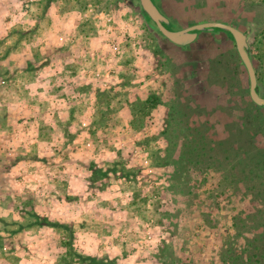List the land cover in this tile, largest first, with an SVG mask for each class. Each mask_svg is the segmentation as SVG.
Here are the masks:
<instances>
[{"label":"rangeland","instance_id":"obj_1","mask_svg":"<svg viewBox=\"0 0 264 264\" xmlns=\"http://www.w3.org/2000/svg\"><path fill=\"white\" fill-rule=\"evenodd\" d=\"M160 5L176 30L246 33L264 98V0ZM241 123L263 146L264 108L226 35L177 48L137 0H0V264H249L232 225L257 197L226 184L227 159L202 162L191 126L226 143Z\"/></svg>","mask_w":264,"mask_h":264},{"label":"trees","instance_id":"obj_2","mask_svg":"<svg viewBox=\"0 0 264 264\" xmlns=\"http://www.w3.org/2000/svg\"><path fill=\"white\" fill-rule=\"evenodd\" d=\"M155 105L156 104H153V106ZM194 111L196 110H193V108H189L186 114L188 115ZM191 126H193L192 131L194 132L197 131L195 133L198 134L197 135L198 138L194 142L195 144L194 149L196 150L198 148V150H201V152L203 153L201 155L202 157H204V159H202V162L207 163L209 161L210 162L213 161L221 164L223 163V160L227 159V161L226 160L225 161L229 163V167L220 166L221 167L220 169L226 170V172L229 173L227 176H230L231 179L228 180V177L224 176V182L228 180L226 181V184L228 186H231L232 189L236 191L238 189V186L242 185L245 188V191L249 195L251 194V196L257 197L254 198V200L257 201L256 204L259 205V208L257 209L255 208L254 212L249 213L246 216H243L242 214L237 216V220H236L237 222L235 221L233 223L232 225L233 229H235L238 234H236L235 237H232L233 242L231 244H233V247H235L237 245V240H239V238L243 239L245 250H243L241 253L247 251V248H251L252 251V254L250 253L251 257L248 260V263L264 264V233L261 232L260 234H258L260 238L255 236V234H252L250 238H244L245 236L244 237L242 236L244 234L240 235L241 232L247 228L246 226L247 223L253 227L254 226L258 227L259 225L264 227V214H263L264 200L261 198L262 195H264V188L263 190H259V188L255 186L253 182L255 180V177L249 176L252 167L251 165L254 164L250 160L256 159L258 161L257 166H259V170H261V167L264 170V165L260 166L261 158L264 159V145L263 146H260V144L257 145L256 139H254L253 135L250 132V129L248 128V126H246L243 123L235 125L234 131L236 133L233 136L234 138H231L232 140L231 141L229 140L226 143L224 140H214L212 138L201 139V137L205 135L204 134L205 132L204 133L198 132L197 129L202 128L203 130V128L205 127L204 124L196 125V126L191 125ZM236 139H240L239 140L241 141L240 144L238 142L237 144H234V141H236ZM222 155H225L228 158H225ZM232 157H236V160H233ZM245 241L247 242L246 244L248 245L245 244ZM226 253L228 254V251H226ZM256 254L260 259L257 257ZM230 259L229 262L231 263ZM235 260L237 262L239 261L238 264H244L243 262H241L242 260L240 257L235 258Z\"/></svg>","mask_w":264,"mask_h":264},{"label":"water","instance_id":"obj_3","mask_svg":"<svg viewBox=\"0 0 264 264\" xmlns=\"http://www.w3.org/2000/svg\"><path fill=\"white\" fill-rule=\"evenodd\" d=\"M143 18L157 29L172 45L185 48L192 45L200 34L223 33L235 45L239 60L246 71L249 83V98L253 104L264 108V98L259 94L257 75L250 57L247 35L237 27L222 22H203L181 30H173L169 19L162 13L154 0H137Z\"/></svg>","mask_w":264,"mask_h":264},{"label":"flooded vegetation","instance_id":"obj_4","mask_svg":"<svg viewBox=\"0 0 264 264\" xmlns=\"http://www.w3.org/2000/svg\"><path fill=\"white\" fill-rule=\"evenodd\" d=\"M155 1V3H156V5L159 7V9L162 11V13L169 19V21H170V23L172 24V27L175 25L174 23H173V21H172V17L165 11L166 9L165 8H162L161 7V5H160V0H154ZM193 26V25H192ZM181 29H184V28H181ZM181 29H178V30H181ZM173 30H176V28L174 29L173 28ZM201 35V34H200ZM199 35V36H200ZM199 38V37H198ZM228 38V37H227ZM229 39V38H228ZM230 40V39H229ZM231 42H233V41H231ZM191 46V45H190ZM187 47H189V46H187ZM187 47H185V48H187ZM177 48H179V47H177ZM181 49H184V48H181Z\"/></svg>","mask_w":264,"mask_h":264},{"label":"built area","instance_id":"obj_5","mask_svg":"<svg viewBox=\"0 0 264 264\" xmlns=\"http://www.w3.org/2000/svg\"><path fill=\"white\" fill-rule=\"evenodd\" d=\"M102 76V74L98 71H91L89 74H88V78L91 80V81H97V79H100ZM106 77H108V73L105 74Z\"/></svg>","mask_w":264,"mask_h":264}]
</instances>
